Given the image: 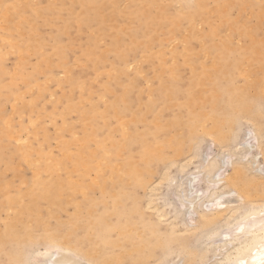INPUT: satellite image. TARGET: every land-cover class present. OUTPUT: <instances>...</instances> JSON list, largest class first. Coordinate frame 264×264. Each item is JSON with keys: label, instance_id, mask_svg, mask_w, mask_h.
I'll list each match as a JSON object with an SVG mask.
<instances>
[{"label": "rangeland", "instance_id": "obj_1", "mask_svg": "<svg viewBox=\"0 0 264 264\" xmlns=\"http://www.w3.org/2000/svg\"><path fill=\"white\" fill-rule=\"evenodd\" d=\"M231 2L0 0V134L3 135L0 157L18 150L31 160L37 158L30 160L29 167L16 156L11 157L13 168L0 162V190L6 193L5 198L13 200H2L0 193V229L20 212L33 234L76 229L72 238L86 236L88 239L83 243L86 247L92 240L91 232L86 229L90 220L89 200L100 204L91 208L95 220L99 210L106 206L102 185L109 191L118 186L117 179L109 175L110 167L116 166L119 170L113 174H120L126 159L138 154L140 143L134 141L136 134L146 137L154 132L159 138H170V146H175L164 148V162L155 159L150 163L144 187L125 186L129 195L135 196L137 216L141 220L138 225L143 226L136 231L135 242L143 243L147 235L161 236L162 248L146 264H197L198 230L183 231L181 224L193 227L198 212H192L181 222L166 202L175 201L187 179L192 174L198 175L199 167L210 159L218 164L216 177L228 179L218 191H232L229 196L239 193L234 183L240 177L244 178L238 183L240 186L255 176V179L264 177V56L261 62L251 60L252 47L264 51V0ZM224 5L227 11L223 13L219 8ZM229 84L242 99L237 106L223 107L222 112L204 102L217 86ZM226 96L221 98L222 102ZM215 113L230 119L224 123L229 130L222 140L202 136L209 133L215 136L206 129L212 125L211 114ZM89 115L94 120L84 127L83 122ZM236 119L237 122H232ZM155 122L168 125L159 132L154 128ZM201 123L206 133L200 129ZM190 125L195 128V135L189 133ZM93 133L87 151L95 152L90 163L99 164V169L79 173L75 171L72 157L79 153L85 136ZM255 135L260 138L258 143ZM157 136L153 142H158ZM178 138L185 140L184 152L174 157ZM190 138L198 139L190 143ZM245 140L251 147L244 150L242 157L239 149ZM98 142L105 144L104 152L97 149ZM115 144L120 145L117 152ZM188 144H191L189 148ZM62 151L71 158H61ZM171 155L172 159H168ZM55 158L65 166L55 172L56 178L67 179L66 183L74 184V191H78L74 193L70 184L58 196L60 203L48 205L39 201L34 210L24 213L28 204L25 195L35 173L32 170L38 172L35 178H44L46 173L41 167ZM250 159L256 161L254 165ZM235 166L240 167V177L234 172ZM256 166L260 167L259 171L254 170ZM171 179L174 180L170 182ZM19 192L21 195L16 201L13 197ZM245 196L242 193L243 199L236 197L233 207L250 204ZM204 207V210L210 208ZM222 214L223 219L226 213ZM112 218L110 215V221ZM233 228L227 230L231 232ZM220 230L224 231L221 227ZM174 240L197 250L195 255L175 252ZM45 244L42 240L16 248L3 244L0 264H10L8 260L13 264L41 263L38 251ZM14 249L16 260L10 251ZM123 264H128V260Z\"/></svg>", "mask_w": 264, "mask_h": 264}, {"label": "bare ground", "instance_id": "obj_2", "mask_svg": "<svg viewBox=\"0 0 264 264\" xmlns=\"http://www.w3.org/2000/svg\"><path fill=\"white\" fill-rule=\"evenodd\" d=\"M231 1L233 2V0ZM225 6L226 5H224L223 8L222 7L219 8L220 10H222L223 13L227 11V7L225 8ZM263 38H261L262 41ZM251 56H253L251 60L257 59L258 61L261 62V59L264 56V51L261 48L254 49V47H252ZM240 60L238 61V63H240ZM252 84L254 86V83ZM260 89L262 90V85ZM224 94H226L227 96L225 101L222 102L221 98L224 96ZM256 94L257 93H254V95ZM241 100L239 99V92L235 89V87L229 84L228 86L222 88L217 86L213 94H211L208 98H206L204 102L210 103L213 109H222L223 107L237 106V103L240 102ZM245 107H242V109L244 110ZM163 108L168 109L164 105ZM234 109L235 111H238L236 107H234ZM203 114L205 115V113ZM211 115H212L211 118L212 125L209 127V129L206 128L203 123H201L203 124V126L200 124L201 125L200 129H202V131L204 130V133H206L207 130H209L207 131L208 133L213 131V134L215 136H211L210 133L202 134V136L209 135L210 138L215 137V139L217 138L219 140H222L225 137L226 132L229 130L228 128L229 126H227V129H225L224 123L225 122L226 124L229 123L230 119L228 118L225 119L224 115H220L218 113ZM231 117L232 115L230 116V118ZM92 118L93 117L89 115L86 118V120H84L83 122L84 127L90 125V123L94 120V118L93 119ZM235 118L236 116L232 119ZM232 122H237V119L232 120ZM204 123L206 122L204 121ZM154 124H155L154 128H157V131L159 132L165 130L166 126L168 125V123H161V122L159 123L155 122ZM205 128L207 129L206 131ZM210 128L212 129L211 131ZM83 130L85 129L83 128ZM188 131L190 134H194L196 132L195 128H193L192 125L189 126ZM94 134L95 133L90 134V136L89 135L85 136V138L80 143L79 153H77L74 157H72L74 161L75 171L79 173H85L86 171L92 168L99 169V166H97L99 164L96 163L97 165H93L92 163H90V161L92 160L91 157H95L94 154L95 152L91 150L87 151L88 142H90L89 140L91 139L90 137ZM246 134L248 135L249 133L247 132ZM123 136H125V134ZM156 136L157 135H155L154 132H150V134H147L146 137H143L137 133L136 136L134 137V141H138L140 143L138 147L139 151L137 156L128 157L124 162L123 166L121 167V173L118 175H114L113 172H117L119 169L116 166L110 167L109 175L117 179L116 183L118 184V186L111 187L109 191V190H105L103 184L104 182L102 183L103 184L102 194L103 197L106 196V206L103 205L102 211L99 210V215L95 218V220L93 218L94 216H92L91 208H97V206H99L100 204L96 200L93 199L89 200L90 201L88 203L89 205L87 204V214L89 215L90 220H88V226L86 229L89 230V232H91L92 240L89 239L90 242L86 247L83 245V243L88 239L86 236L81 237V239L72 238V236L73 237L75 236L73 232L75 233L76 229H73L72 231L71 228L69 229L66 228V230L63 231L62 233H56L55 229H52L49 231H44L42 233H39V235L33 234L26 226L27 221L24 222L23 217H21L23 213L19 212L18 216L13 221L4 223L5 226L3 225V229H0V250L3 244H6L10 248L11 247L16 248L19 245H26L38 240H42L46 243L44 245V248L38 251V255L42 257V261L41 263H36V264H123L126 260H128V264H146L148 258H150V256L153 255L158 248H162L163 240L159 235H153V236L147 235L143 243H138V241L135 242L134 235L135 234L137 235L136 231L143 226L142 224L138 225L139 223H141V220L137 216V202L135 196L133 194L129 195V192L126 191L125 186L131 185L132 187H138V188L144 187L145 175L150 173V163L155 159L162 160L164 158L165 155L164 148L168 145L169 146L172 145L171 144L172 140L170 138L169 139L165 137L159 138L157 136L158 142H153ZM258 136L260 137L259 134ZM259 137H257L256 135L254 136L257 143H258V139H260ZM181 139L182 138H180L179 140L178 138L176 149L174 151V157H176V155L177 157H179L178 155L184 152L183 142L185 140L182 142ZM196 139L190 138V143L193 140L194 142H196ZM0 140H3L2 134H0ZM131 144L132 143H130V145ZM65 145L66 143H64L62 147L64 148ZM104 145L98 142L97 143L98 148L97 147L96 148L101 149L104 152L106 150L105 149L106 146L104 147ZM123 145L124 142L122 143V146ZM190 145L188 144V148L190 147ZM250 145L246 142V140L241 143L240 145L241 147L239 146L240 147L239 151L242 157L245 154L244 150L248 149ZM119 147L120 145L115 144L116 152ZM62 152L60 154H62ZM37 155L41 156L40 153H38ZM12 156H16V158L19 161L21 162L23 161L27 165L30 163L31 160L30 157L19 154L18 150H13L10 156H4V155L1 156L0 162H4L5 166L8 168H13L14 164H10L12 162V158H11ZM61 158H66L69 160V158L71 157L69 156V154L67 155L65 152H63ZM5 159H7L8 161H5ZM38 159H40V157H38ZM168 159H172V155L168 156ZM36 160H31V161H36ZM162 161L164 162V160ZM248 161H250L251 165H254L255 164L254 162H256L254 159H250ZM170 162L172 163V161ZM260 165L261 164H259V166ZM263 165L261 166L263 167ZM259 166L254 167V170H258L260 168ZM41 168L46 173V176L44 178H40V177L35 178L34 174L35 173L37 174L38 172H36V170H32L35 173L33 172L34 174L32 180L30 181L28 192L26 191L27 195L25 196L28 197V204L27 206L24 207V213H30V211L34 210L39 201L46 202L48 203V205H56V203L60 201L58 196H60L64 187L67 188L72 185L70 187L71 190L74 191L75 189L73 186L74 184L70 183L71 184L70 185L69 183H66L67 179L56 178L55 172L58 169L65 168L63 162L60 159L55 158L52 163H50L49 165H44ZM199 168L200 169L198 171V175L192 174L193 176L187 179V181L185 182V186L176 194L174 198L175 201H173L176 204L170 201L166 202L167 206H172L173 213H175V215L180 218L181 222L184 219V217L188 216L192 212H198V220L196 221L193 227L192 226L189 227L188 225H185L183 222L181 224L183 225V231L195 230L194 232H196L198 230L197 231L198 233L196 234L198 237L200 236V239L197 237L196 240L197 243H199L198 244L199 247L194 246L195 249L197 247V250L199 251L196 256L199 259L197 264H264V207H262L263 204H261L264 203V177L262 178L260 176L262 179H258L259 177L255 179L256 177L255 176L250 181L240 186L238 183L242 182L244 178L242 179L240 177L242 175L241 170H239L240 167L235 166L234 172L238 174V177H240L241 179L234 183L235 185L238 186L239 193H237L235 196H229L227 194H229V192L232 193V191H228V192L218 191L219 188L225 184V182H228L227 181L228 179L226 178L224 180L222 178L216 177L218 164L214 159H210L208 162H206L203 166H200ZM100 173L103 172L100 171ZM197 177H198L197 183L195 184L193 182ZM67 178H69L68 175ZM95 179L93 180L94 182L96 181ZM173 180L174 179H171L169 181L172 182ZM79 186L80 185H77L75 187L79 188ZM76 191H74V193ZM80 191H84V190L81 189ZM0 193L2 196V200L5 199L9 201L12 198V197L10 199L7 197L5 198L6 193L2 190H0ZM242 193H244V195L248 197L247 201L250 204L233 207V205H235L233 204V202H235L236 197L238 199H243ZM15 195L16 196L13 198H15L16 200L20 198L21 193L19 192ZM68 197L66 198L67 200ZM127 198H130V201H128ZM10 201L13 200L11 199ZM177 204H179V207ZM204 205H206L207 208L208 206L210 208L209 209L206 208L207 210H204L203 209ZM9 206L10 205H8L7 208H10ZM223 212L226 213V215L222 219V216L224 215L222 214ZM110 215L111 217H114L112 218V221H110L109 219ZM225 219L226 221H224ZM222 220L225 223L219 226V222ZM60 224L62 225L63 223ZM220 227L223 228L224 231L220 230ZM232 227H234L233 230L229 232L227 229ZM98 229H100V231ZM168 231L169 230H167V232ZM87 234L88 233H86V235ZM173 244L175 247V252L177 253L183 251V253L186 255L193 252V254L195 255L197 251L195 249H194L195 251H193L189 246L183 245L180 241L174 240ZM10 251L13 253L12 256L16 260V254L14 253L15 249L13 251L12 250ZM171 252H174V250ZM54 255L56 256L54 257ZM163 255L164 254H162V256ZM165 255L167 257V253H165ZM0 256H2V254H0ZM213 257H215V259L212 260ZM8 261L10 262V264H13L12 260H8Z\"/></svg>", "mask_w": 264, "mask_h": 264}]
</instances>
